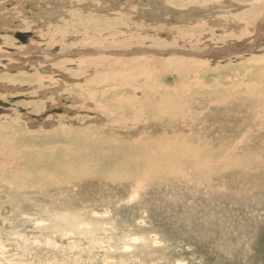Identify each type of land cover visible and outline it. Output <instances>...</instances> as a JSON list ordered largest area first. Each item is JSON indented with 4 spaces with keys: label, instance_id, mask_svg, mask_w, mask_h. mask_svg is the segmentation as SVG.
<instances>
[{
    "label": "rangeland",
    "instance_id": "374dc122",
    "mask_svg": "<svg viewBox=\"0 0 264 264\" xmlns=\"http://www.w3.org/2000/svg\"><path fill=\"white\" fill-rule=\"evenodd\" d=\"M0 1V18L9 19L14 14L19 17L21 12L16 1L34 3L35 6H30L33 10H26L41 14L37 19L24 16L28 21L26 25L22 24L26 20L21 16L16 24L3 22L0 25V44L2 38H7L4 46L5 49L10 48L7 52L0 49L3 50L0 51V79H4V75L13 78L21 72L26 73V78L32 81L36 67H50L53 70L59 63L67 70L76 71L79 59L85 63L82 67L90 64L91 71L86 67L88 73L85 77L90 76L95 68L99 75H105L102 64H91L115 58L119 59L118 63L122 66L135 61L145 63L147 69L156 71L152 76L153 85L160 83L169 89H176L177 83H180L179 75L177 78L176 73L170 72L164 76L163 70L165 73L167 71L164 65L171 60H176L171 61L176 65L180 59H184L185 68H195V72L203 74L201 76H204L206 84L212 86L211 82H216L211 88L217 89L210 92L209 88L208 93L202 94H198V89L188 93L179 92L185 102L192 103L191 106L186 107L180 115L170 112L162 115L157 111L155 118H164L163 130L157 124L156 129H149L146 128L149 120L147 113L142 116L139 111L144 109L143 106H148L147 102L151 104L149 99L155 103L160 100H156L154 92L142 90L146 86L144 75L132 68L119 70L116 74L131 80H128V85L117 90L114 99H119L122 107L121 103L141 106L128 108L132 112L126 113L116 126L99 119L90 127H116V130L134 127L152 137L166 138L169 142L167 148L171 150L178 147L196 156L190 158V153L188 157L186 154L167 156L163 163L165 172L162 180L157 181V176L151 177L157 182L148 190H138L137 193L131 187H106L91 181L94 183L91 187L69 190L62 197L52 193L35 195L27 194L28 191L20 193L0 182L3 192L0 193V207L9 198L14 204L3 207L7 212L1 214L0 221L10 231L14 227L25 228L20 239L8 238L4 230L0 232V241L5 246L3 264L6 261L7 264H264V184L260 183L264 181V108H261L264 107V0ZM98 4H102V11L97 12ZM37 5L44 9L53 6L58 10L49 18L43 13L44 10L38 12ZM261 27L263 29L259 30ZM20 32L30 34L21 44L14 38V33ZM85 35L88 38L93 36L95 40L92 42L97 43L92 45ZM256 35L261 41V46H258L261 49H256L249 56L235 55L228 59L212 61L208 58L185 59L184 56L154 54L106 55L109 51H165L170 48L180 52L201 53L210 47L223 48L240 40L249 43ZM61 41L68 47L65 50L61 47L59 51ZM151 42H155V45L158 42V45ZM80 50L88 51L77 55ZM51 53L56 58L50 56ZM37 74L42 78L40 83L33 82L38 80L37 77L32 83L18 86L0 80V103L7 104L6 107L0 106L6 110L0 112V124L8 129V132H2L3 136H8L7 139L13 142L20 141L23 147L19 148L35 147L34 150H42L43 143L57 141L53 132L60 133L58 127L64 124L61 120L97 119L94 118L95 110L86 102H91L88 100L91 93L107 92L110 88L105 84L88 87L81 77L65 74L67 82L57 78V71L45 74L38 70ZM48 78L53 83H49ZM11 87L17 90L12 91ZM224 88H228V94L220 92ZM10 99L13 104L9 103ZM77 100L82 104L80 110L75 108ZM104 100L107 103L108 97ZM34 105H38L39 109L32 111L31 106ZM174 107L171 104L167 109L173 111ZM192 107L194 109L191 112ZM52 110L59 112L49 113ZM14 117H20L17 123L19 128L12 132V122L5 118L12 120ZM258 121L263 122L262 125ZM141 124H145L143 128H140ZM242 125L246 128L243 129ZM133 134L135 137L137 132ZM190 134L192 137L189 138ZM204 148L207 150L204 151ZM115 163L111 162V165ZM207 163L213 167L205 165ZM238 164L240 167H237ZM238 185H242L241 188ZM12 209L20 211V216L21 213L32 215V224L23 221L22 218L26 216L22 215L21 218L17 212L6 218ZM34 220L40 221L43 227L36 229Z\"/></svg>",
    "mask_w": 264,
    "mask_h": 264
},
{
    "label": "bare ground",
    "instance_id": "6f19581e",
    "mask_svg": "<svg viewBox=\"0 0 264 264\" xmlns=\"http://www.w3.org/2000/svg\"><path fill=\"white\" fill-rule=\"evenodd\" d=\"M8 1H9V3L13 2L12 0H8ZM15 3L18 4L17 8L21 12L19 17L21 16L23 18V20H26L24 16H28V18H36L37 19V16L39 14L36 15V14H33L32 12L30 13V12H28L26 10V8L27 9L29 8V10H33V8H31L30 6H33L34 3H26V2L25 3H21L19 1H16ZM36 7L39 9L38 12L40 10H44L43 13H45L48 16H50L49 18H52L51 16L53 14L57 13V10H58L57 7L53 8V6L48 8V9H44L43 6H41V5H37ZM102 7H103L102 4H98V6L96 8L97 12L102 11L103 10ZM252 11H254V10H252ZM94 12H96V11L94 10ZM14 15L9 17V19H8V17L0 18V25H3V22H9V23H12V24H16V21L19 20V17L14 16ZM43 17L44 16H42V18ZM64 20H65V18H64ZM22 21H21V23H22ZM9 23H8V25H10ZM22 24L26 25V24H28V21L26 20ZM262 27L259 30L263 29ZM235 28H237V27H235ZM21 34H23V33H21ZM25 35H26V38H27L28 34H25ZM70 39H71V37H70ZM72 39H75V38H72ZM85 39H87L89 42H91L92 45H95V43H97L96 41L92 42V40H95L93 36H91V38H88V36L85 35ZM255 39H257V35L252 40V42L247 43V41H246V43H245L242 40H240V42H236L234 44L232 43L230 45H227L225 47L222 46V47L226 48V47H229V46H232V45H236V48L238 50H246V49L250 48L252 45H254ZM7 40H8L7 38H2L1 39V44L0 45H2V46H0V49L1 48L4 49L5 50L4 52H7L8 49L10 50V48L5 49L6 46H4L5 42ZM25 41H26V39L23 40V41H19V42L21 44V43H24ZM31 41H32V39H31ZM32 42H30L29 44L31 45ZM131 42L133 43L132 40H131ZM151 43H153V42H151ZM59 44H60L59 51L64 49L65 47H68V46H66L67 44H65L64 41L59 42ZM156 44L158 45V42ZM11 45H12V42H11ZM157 45H155V46H157ZM148 46H150V45H148ZM61 47H62V49H61ZM101 47H104V44H101ZM210 48L206 49L204 52H201V53H190V52H187V51L186 52L181 51V52L182 53H188V54H191V55H201L202 56L204 54H207L209 50H212ZM170 49L169 50H165V51H157V52L166 54L167 52H170V51H177V50H170ZM217 49H221V48H217ZM257 49H261V48H257ZM134 50H142V49H132V50H129V51H120V52H118V51L110 52L109 51V52H106L107 54L106 53H104V54L116 57L117 55L125 54L124 52H132ZM0 51H3V50H0ZM87 51L84 50L83 52H87ZM90 51L91 50H89V52ZM147 51H149V50H147ZM83 52H81V50H80V52L76 53V54L77 55L78 54H81V55L85 54ZM152 52H156V51L153 50ZM41 54H39V56ZM90 54H91V52H90ZM152 54L156 55L155 53H152ZM49 55L56 58V56L53 55L52 53L49 54ZM142 55H145V54H142ZM169 55H175V54H167L166 56H169ZM244 55L245 56H249L251 54H249V55L244 54ZM130 56H137V54H133V55H130ZM159 56H165V55L162 54V55H159ZM177 56H184V55H177ZM239 56L241 57L243 55L240 54ZM184 57H185V59L186 58H194V59H196L194 56H184ZM47 58H49V56ZM94 58H97V57H94ZM198 58H200V57H198ZM208 59H211V58H208ZM32 60H33V58H32ZM118 60H116L115 58L104 60L102 62L100 60L99 64H98V61H95L91 65H94V66H97V65L99 66L100 65L101 66V64H102V66H104L102 68H104L106 70V74L102 75L100 73V75H99L98 72H97V69L95 68L93 70V72L91 73V75L88 76V77H85V76H87L85 74L88 73L87 72L88 69L90 70V67H89L90 64H89V66L86 65V67H88V69L86 67H82L81 65L85 64V63L81 59L78 60L80 62L77 64L78 67H77L76 71L67 70L60 63L57 64L56 68L53 69V67H52L53 70H50L49 69L50 67L49 68L48 67L47 68L36 67L34 69L35 73H33L32 78L34 80V78L37 77L38 80L37 81H33L32 80V81L36 82V83H40V80H42V78H40V76L37 74L38 70H41V71L45 72V74L50 73L51 71H55V72L57 71L59 73V74L56 75L58 79L66 80L65 77H64V75L66 74V75H69L71 77H76V78L77 77H79V78L81 77L83 80H85L84 82L86 84H88V87H96V86L100 87L103 84H105L110 89L107 92H103V93L101 92L99 94L91 93L89 95V99L88 100H90L91 102H86V103L95 110L94 118H97V119H95V120H91V119L80 120V119H71V118L66 119L65 118L66 120H61V121H64V124L62 126L58 127V131L60 133H58L56 131L53 132V134H54L53 136L56 137L57 141L56 142H48L47 141V142L43 143L42 146H41L42 150H34L35 147H31L30 149H28V148H19V147H23V145H21L19 143L20 141L13 142V141L7 139L8 136H3L2 132L3 131H7L8 132V129L2 127L1 124H0V182H2L4 186H7L8 188H12L13 190L18 191V192L20 191V193H22L23 191H28L29 193H27V194H35V195H37V194L45 195V194L52 193L53 195H56V196L59 195L60 197H62L63 193L64 192H69V190L76 189V188L83 189L84 186L87 187V188L91 187L94 184L91 181H94L95 183H98L99 185L100 184L101 185H105L106 187L107 186H113V185H122V186H126V187H131V188H133V191L135 190V192L137 193L138 190H142V189L143 190H148V188L152 187V185L155 184L157 181L162 180V178L164 176V172H165L163 163H164V160L166 159L167 156H171L172 157L173 155H176V154H179V155L186 154L187 157H188V153H190V155H189L190 158L192 156H196V154H193L189 150H185V149L178 148V147L172 148V150H171L170 148H167V146L169 145V142H168V140L166 138L161 137V136L152 137V136L148 135L147 133H145L144 131H140V129L138 130L137 128H134V127H129V128H125V129L120 127L118 130H116V127H110V128H108L106 126L105 127H95V128H91L90 127L95 122L99 121V119L106 121L107 124H109L111 122V124H110L111 126H116L115 124L118 121H120L125 116L126 113L132 112V110L128 109V108L141 106L140 104H136L134 106H129V105H132V104L126 105L124 103H121L124 106V107H122L120 105V100L119 99H114V97H116L117 90L120 87H122V86L128 85L129 84L128 80H131V79L127 80L125 78V76L123 77V76H119L118 74H116L119 70L126 71V70H129V69L132 68L131 70L136 71L138 74L144 75L145 77H144L143 80H144V83L146 84V86L144 85L142 90L143 91H148V92H154V94L156 95V98H157L156 100H160V101H157V103H155V102H153V100L149 99L150 103L154 104V106H150L151 104L149 105L148 102H147L146 105H148V106H143L144 109L139 111L142 114V116H143L144 113H147L146 116L149 117V120L146 123V128H149V129H156V124H157V125L160 126V130L161 131L163 130L164 118L161 117V116L155 118L157 116V114H156L157 111L160 112L162 115H164L166 112L167 113L170 112V113H173L175 115H180L183 112V110H185L186 107L191 106L192 103L185 102L184 98H182V96H180L181 93H185L187 91L191 92L192 90H197L198 89V91H197L198 94H202V93H208L207 89H209V88H210V92H215L217 90L216 88H211V87H213L216 84V82L212 81L211 82L212 86L209 85V84H206L205 83V79L203 78L204 76L203 77L201 76L202 73L198 74L197 72H195V68L193 70L191 69L192 67L185 68L183 66V64L185 63V61H183L184 59L183 60L180 59V61L176 65L173 62H171V61H176V60L168 61V63H166V65H164V66H166V69H167L166 73L164 72L165 69L163 70L164 76H166V74L167 73L169 74L170 72H172V74H173V72L176 73V77L179 75L178 76L179 77L178 80H179L180 83H177L179 85H178V87L176 89H169V88H167V86L160 85V83L159 84L156 83V84L153 85L152 82H151L152 81V76L155 74L156 71L153 70L155 72H152V70H149L150 69L149 67H148L149 69H147L146 67L148 65L147 66L144 65L145 63L143 64V63H138L137 61H135L138 64L134 62L132 64H128L127 63L126 66H122V65H119ZM51 62H52V60H51ZM74 62H71V63H74ZM104 69H102V71H104ZM159 73H160V71H159ZM25 74L26 73H21L20 72V74L18 73V76L13 77V78H9L6 75H4L5 76L4 79H0V80L5 81V82H7L10 85H17V86L22 84V83H26V84L32 83L31 80H28L26 78ZM47 80H48L49 83H53V80L51 78H48ZM120 80H123V81H120ZM186 80L187 81L189 80V82H186ZM259 81H261V80H259ZM163 82H161V83H163ZM239 85L242 88H245V86H242L241 83ZM229 87L232 90H234V88H232L231 86H229ZM11 89H12V91L13 90H15V91L17 90V88H14V87H11ZM168 90H171V91H168ZM55 91H57V90H55ZM51 92L52 91H50V93ZM179 92H181V93H179ZM220 92H223L224 94H228L229 90H228V88L227 89L224 88ZM79 93H81V92H79ZM125 96H127V95H125ZM41 97H43V96L41 95ZM105 97H108V102L107 103L104 100ZM184 97H185V95H184ZM246 97H247V95H246ZM169 98H171L170 101H169ZM100 100H101V102H100ZM134 101L135 102H139V100L136 99V98L134 99ZM172 101H176V102L170 103ZM12 102H13V100L10 99L9 103L13 104ZM74 104H75V108L77 110L81 109L82 104H81L80 100H77ZM171 104L176 106L177 109H176V107H174L175 110H173V111L170 110V109H167L168 107L171 106ZM6 105L7 104H5V103L0 104V106H2V107H6ZM261 108H264V107H261ZM38 109H39L38 105L31 106V110L32 111H36ZM193 109L194 108L192 107L191 112H192ZM2 110L6 111L5 108L4 109L0 108V112ZM261 110H263V109H261ZM190 114H192V113H190ZM7 116H9V115H7ZM18 118H20V117H17V118L14 117V119H12V120L8 119V118H5V120L7 119V120L12 122V124L10 125L12 128H14V129H11L12 132L14 130H17V128H19V125L17 124L18 121H19ZM58 119H61V118L59 117ZM190 119H192V118H190ZM184 120H186V119H184ZM9 121H7V122L10 124L11 122H9ZM260 121H262V119ZM259 123L262 125L263 122L262 123L259 122ZM259 123H257V124H259ZM212 124H214V123L212 122ZM260 124H259V126H260ZM144 125L145 124H143V125L141 124L140 128H143ZM181 125H182V123H181ZM263 125H264V123H263ZM13 126H15V127H13ZM257 126H255V127H257ZM242 127H243V125H242ZM245 128L243 127V129H245ZM190 129L191 128H189V130ZM230 129H232V127ZM237 129H238V127H237ZM196 130L194 132H196ZM201 130L203 132V129H200V131ZM247 130H248V128H247ZM250 130H249V132H250ZM117 131L119 133H117ZM258 131H259V129H258ZM134 132H137V135L135 137H134V134H133ZM106 134H109V135H106ZM213 134H215V133H213ZM12 135H13V133H12ZM168 135H169V133H168ZM190 135L191 136L188 135L189 138L192 137V134H190ZM215 135H214V138H215ZM203 136H205V135L203 134ZM48 139H49V137H48ZM172 139L174 140V138H172ZM193 141H195V140H193ZM241 141H242V139H241ZM171 144H174V143H171ZM195 144H197V143H194V145ZM189 145H190V143H189ZM199 146H201V145H199ZM208 149L210 151V148H208ZM191 150H192V148H191ZM205 150H207V149L204 148V151ZM176 156L178 157V155H176ZM249 156H250V154H249ZM260 156H262V155H260ZM255 157H256V155H255ZM245 160H247V159H245ZM257 161H254V162H257ZM111 162H116V163L111 165ZM230 163H232V162H230ZM242 163H243V161H242ZM220 164H221V162H220ZM245 164H244V166H245ZM205 165H208V163L205 164ZM208 166H210V165H208ZM225 166H227L226 162H225ZM210 167H213V165H211ZM237 167H240V165L238 164ZM245 168H247V167H245ZM255 168H257L256 165H255ZM258 169H259V167H258ZM208 170H209V168H208ZM254 172H255V170H254ZM260 172L261 171H259V173ZM217 175H219V173ZM252 175L253 174H251V176ZM262 175L264 176V174H262ZM156 176L158 178H161V179H158ZM151 177L157 178V181H154ZM262 177H260V178H262ZM254 178H255V175H254ZM247 179H248V177H247ZM232 181H233V179H232ZM256 182H258V181L256 180ZM263 182H260V183H262V185H263L264 184ZM242 183L243 182L241 181V184ZM247 184L248 183L246 182L245 185H247ZM256 185H258V184H256ZM256 185L254 187H258L261 184H259L258 186H256ZM232 186H233V182H232ZM241 186L238 185V188L239 187L241 188ZM245 187L248 188V185L245 186ZM251 187H253V186H250V188ZM109 189H110V187H109ZM235 189H236V186H235ZM250 191H252V189ZM0 193H1V190H0ZM233 193H235V192H233ZM5 205L11 206V205H14V204L11 202V200L9 198V200L7 202H5L0 207V216H1V214H3V212H4V214L7 212V209L3 208ZM13 213H16V214H18L20 216V211H16L15 209H12L11 212L6 216V218L8 216H11ZM21 214L23 216L25 215L24 213H21ZM25 216L26 217H24V218L21 217L23 219V221H26V222L32 224L31 223L32 215H25ZM2 218H5V216L2 217ZM33 222H35V228L36 229H41L39 227H43L42 223L40 221L34 220ZM18 223H16V224L18 225ZM0 224H1L0 225V232H2L4 230V233L7 234L6 236L8 238L18 237L20 239L21 237H23V235H24L23 232H24L25 228H21L20 226L19 227H14L13 231H10L8 228H5L4 222L2 220L0 221ZM31 226L33 228V225H31ZM82 226H84V225H82ZM47 242H49V241H47ZM4 250H5V246H4L3 242L0 241V264L5 263ZM13 258L15 259V257H13ZM6 264H7V261H6ZM11 264H13V263L11 262Z\"/></svg>",
    "mask_w": 264,
    "mask_h": 264
},
{
    "label": "water",
    "instance_id": "95a60500",
    "mask_svg": "<svg viewBox=\"0 0 264 264\" xmlns=\"http://www.w3.org/2000/svg\"><path fill=\"white\" fill-rule=\"evenodd\" d=\"M30 37V35H29ZM14 38L18 41H23L26 38L25 34H21V33H14ZM259 44H261L260 39L257 37V39H255L254 45H252L250 48L246 49V50H238L236 48V45H232L226 48H221V49H212L209 50L207 54L204 55H191L188 53H182L180 51H170L165 53H159V52H152V51H146V50H134L132 52H124L125 54H120L121 56H130L133 54H137V55H152V53H155L156 55H167V54H175V55H184V56H194L195 58H211L212 60H218V59H228V58H232L235 55H249L255 52V50L258 48ZM155 55V56H156ZM2 104V103H0ZM51 112H59L58 110H52Z\"/></svg>",
    "mask_w": 264,
    "mask_h": 264
},
{
    "label": "flooded vegetation",
    "instance_id": "af4514ba",
    "mask_svg": "<svg viewBox=\"0 0 264 264\" xmlns=\"http://www.w3.org/2000/svg\"><path fill=\"white\" fill-rule=\"evenodd\" d=\"M20 33H23V32H20ZM23 34H28V33H23ZM30 34H28V36H29ZM28 36H27V38H25V39H28Z\"/></svg>",
    "mask_w": 264,
    "mask_h": 264
}]
</instances>
